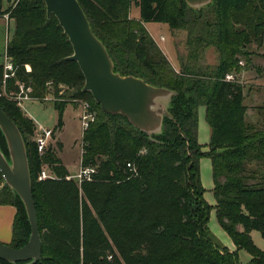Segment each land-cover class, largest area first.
Returning <instances> with one entry per match:
<instances>
[{
    "label": "trees",
    "instance_id": "obj_1",
    "mask_svg": "<svg viewBox=\"0 0 264 264\" xmlns=\"http://www.w3.org/2000/svg\"><path fill=\"white\" fill-rule=\"evenodd\" d=\"M3 1L0 15L15 21L5 54L17 68L16 77L9 79L7 91L0 96V107L17 124L27 147L42 244L35 264H240L239 249L249 253L250 264H264V252L249 234L255 229L264 237V106L259 107L263 126L247 122L242 84L225 80L230 71L238 74L245 69L239 56H245L247 46L262 37L264 0H213L200 10L184 0H78L116 71L178 93L170 109L174 120L164 118L157 141L125 117L101 110V117L122 120L130 130L110 128L103 119L97 120L95 111V120L82 135L81 166L93 167L101 156L106 159L99 161L91 180L80 184L62 174L50 147L38 154L32 141L35 125L15 94V80L30 87L29 97L39 99L45 98L51 85L60 114L66 102L59 99L61 85L77 86L71 95L74 99L89 95L82 91L84 77L77 63L66 59L72 54L71 44L55 16L47 17L43 0H14L11 9L4 8ZM131 2L139 7L138 19L129 17ZM211 8L213 17L206 19ZM189 14L194 18L191 33L195 29L196 33L187 45H197L189 55L213 45L218 61L212 71L185 63L176 71L143 25L159 22L179 29ZM24 63L30 64V71ZM3 75L0 64V86ZM201 105L211 128L206 153L200 152L195 138ZM0 145L7 154L1 134ZM142 147L145 151L140 153ZM204 155L210 159L213 205L205 201L200 184L199 157ZM44 163L54 177L39 180ZM87 203L95 217L89 216ZM0 204L16 208L7 245H24L30 225L20 199L6 187L0 189ZM211 209L234 250L212 237L207 226ZM111 244L119 254L115 258L106 253L112 251Z\"/></svg>",
    "mask_w": 264,
    "mask_h": 264
},
{
    "label": "water",
    "instance_id": "obj_2",
    "mask_svg": "<svg viewBox=\"0 0 264 264\" xmlns=\"http://www.w3.org/2000/svg\"><path fill=\"white\" fill-rule=\"evenodd\" d=\"M47 17L54 15L67 36L72 54L66 59L75 61L84 77L82 91H89L101 110L118 114L136 129L146 133L152 141L163 133V120L170 113L176 91L154 86L132 74L122 75L114 69V62L104 43L94 34L78 0H43ZM196 10L213 0H184ZM0 134L7 154L0 145V169L3 182L17 196L30 225L27 242L17 248L0 242V260L9 264H35L41 256L35 202L31 188V174L24 137L17 124L0 107ZM1 264V263H0Z\"/></svg>",
    "mask_w": 264,
    "mask_h": 264
},
{
    "label": "rangeland",
    "instance_id": "obj_3",
    "mask_svg": "<svg viewBox=\"0 0 264 264\" xmlns=\"http://www.w3.org/2000/svg\"><path fill=\"white\" fill-rule=\"evenodd\" d=\"M13 1L14 0H4L3 7H9L11 9ZM135 5V2H131L130 14L131 17L137 18L139 17V7H136ZM212 17L213 9L211 8L207 12L206 19H211ZM193 19L194 18L190 14L189 17L184 16L183 25L179 29H169L166 23L157 22H147L146 26L154 37L159 38L160 36H162L164 38L163 41L160 40V44L165 49L168 59L173 63H177L175 60L177 59L180 63L189 65V68L197 66L201 67L205 71H212L218 61V53L213 45H207L202 50L197 48V51H195L196 54H192L191 56L189 55V53L192 51L191 49L197 46L195 43V46L193 45L189 47L187 45L188 38L194 39L196 33V29L193 34L191 33ZM14 29L15 21L13 18H9V38L12 37ZM6 36V24L1 25L0 23V52L5 46ZM171 48H173L175 55L173 54ZM244 53L246 57L242 55H240L239 57L244 63L242 67H244L245 65L246 66L244 70H240V72H238L240 73L238 74V79L240 81L239 83H241L243 86V92H251L250 96L245 99V102L249 106L250 113H252L255 110V104L264 102V31L262 37L249 44L246 50H244ZM7 59L8 61H10L12 69L7 71L8 77L5 78L7 81L4 82L5 92L8 89L9 79L16 77L17 68L11 58ZM246 60H248V63L246 62ZM0 62L4 69V64L6 62L5 57L2 58V56L0 55ZM23 66L25 70L30 71V64L24 63ZM22 83H19L17 82V80H15V85H18V91L15 92V94H17V96H23L22 98H19L17 100L21 110L29 119L33 121L36 129L48 128L53 133L50 143V150H52L55 156L59 158L58 165H62L61 167H63L62 174L71 175L73 173H77L81 164V153L83 150V133L80 123L81 108L80 104L77 101H74V98L71 97L73 93H76L77 86L73 88H67L64 85H61L62 96L59 99L66 100V102L64 103L60 114L54 106L55 98L53 96V89L51 85H48L45 98L39 99L29 97L27 92L30 87H25V85H23L24 83ZM82 100L89 103V105L93 107V110L96 111L98 121L103 119V121H106L110 128L112 127V125H114V127L121 126L123 130H130V128L122 120H112L103 116L102 118L100 112L101 109L99 105L94 101L90 93L89 95H85ZM203 114L204 117L202 119L200 115L197 114L195 138L199 145L200 152L206 153L210 148L209 142L211 137V128L205 119V111ZM59 119L61 121L60 126L57 125ZM257 125L258 127L263 126L260 125V121H258ZM144 151L145 149L142 147L140 149V153ZM103 159H106V156L99 157V160L96 164L93 165V167L96 169L98 167L99 161ZM44 165L47 164L44 163ZM199 167L200 184L203 188V197L209 205H213L215 203V199L212 192L213 183L211 179L210 159L208 158V156L204 155L199 157ZM87 205L89 216L95 217L92 205L90 203H87ZM207 226L212 237L217 242L229 249L233 241L228 236L226 231L223 230L218 224L213 209H211L209 212ZM249 234L253 244L259 250L264 252V237L260 234V232L258 230L252 229L250 230ZM9 242L10 241L8 240L4 243L7 244ZM110 247L112 248V251L109 252V250H107L106 253L107 255L111 254L113 258H115L119 255L117 249L112 244L110 245ZM237 256L240 264H250L251 258L246 250L239 249L237 251Z\"/></svg>",
    "mask_w": 264,
    "mask_h": 264
},
{
    "label": "built area",
    "instance_id": "obj_4",
    "mask_svg": "<svg viewBox=\"0 0 264 264\" xmlns=\"http://www.w3.org/2000/svg\"><path fill=\"white\" fill-rule=\"evenodd\" d=\"M160 39H163V37H160ZM9 58L5 54L6 62L4 64V77H3V84L0 86V96L5 94L4 91V82L5 78L8 76L7 71L12 69V65L10 61H8ZM243 61H239V65H243ZM240 74V73H238ZM238 74L229 72L225 75V80L228 81H239ZM22 96H17V100L21 98ZM74 101H77L80 104V123L82 128V133L88 128L91 122L95 120V111L91 109V106L89 103L83 101L82 99H73ZM52 135L51 131L49 129H35L34 134L32 136V141L34 142L36 146V150L39 155H43L47 149L50 147ZM83 151V150H82ZM128 167H131L130 163H127ZM95 172L94 167H83L80 164V167L78 169V172L74 175H67V179H74L78 184H80L82 181L85 180H91L92 174ZM54 174L49 170L47 165H42L41 170L38 175L39 180L47 179V178H53ZM0 180L3 182V174L0 169ZM2 184V183H1ZM111 256H109L110 258Z\"/></svg>",
    "mask_w": 264,
    "mask_h": 264
},
{
    "label": "crops",
    "instance_id": "obj_5",
    "mask_svg": "<svg viewBox=\"0 0 264 264\" xmlns=\"http://www.w3.org/2000/svg\"><path fill=\"white\" fill-rule=\"evenodd\" d=\"M136 7H138V6H136ZM130 11H131V9H130ZM129 16H130V18H134V17H131L130 12H129ZM138 18L139 17L134 18V19H138ZM0 20H1V22H0L1 25L6 24V34H7V36L5 38V46H4L3 50H1V52H0V55L2 56V58H4L5 57V47H6V43H7V39H8L9 19H8V16L6 14H4V15H0ZM157 23H159V22H157ZM146 24H147V22H144L143 23L144 27L146 28V30L148 31V33L150 34V36L153 38V40L156 42V44L160 47V49L162 50V52L164 53V55L168 58L167 53L165 52V49L160 44V40L163 41L164 38L163 39H160V37H162V36H160L159 38L158 37H154L151 34V32L147 29ZM171 49H172V52L174 54L173 48H171ZM175 60H176L177 63H173L171 60H169V61H170L171 65L173 66V68L176 71H178L180 69V62L177 59H175ZM250 94H251L250 91H247V92L244 93L243 104L246 106L245 119H246L247 122L254 123V122L260 121V119H261V114L259 113V107L260 106H264V102L263 103L255 104V110L252 113H250L249 106L245 102V99L248 98L250 96ZM204 111H205L204 110V107L203 106H200L199 109H198V114L200 115L201 119L204 117V114H203ZM45 129H48V128H45ZM52 134L53 133L51 132V135ZM74 174H76V173H73L71 175H74ZM15 213H16V208L13 205H11V204H0V217H1V219H0V242H2V243L6 242L8 240L9 241L11 240L12 223H13V219H14ZM2 215H3V217H2ZM234 248H235V246H234V244L232 242L231 246L229 247V250H233Z\"/></svg>",
    "mask_w": 264,
    "mask_h": 264
}]
</instances>
